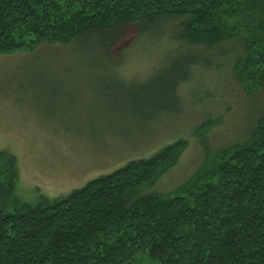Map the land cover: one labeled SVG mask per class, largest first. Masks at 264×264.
I'll return each mask as SVG.
<instances>
[{
	"label": "trees",
	"instance_id": "16d2710c",
	"mask_svg": "<svg viewBox=\"0 0 264 264\" xmlns=\"http://www.w3.org/2000/svg\"><path fill=\"white\" fill-rule=\"evenodd\" d=\"M244 5L243 0H0V55L80 42L92 33H100L110 49L124 25H136L141 35H161L167 18L177 17L178 47L201 46L231 60L233 76L245 87L237 70L260 65L252 76L259 90L264 45L254 40L260 53L253 58L250 42L242 46L229 23L243 14ZM227 43L232 48L223 50ZM200 63H187L171 81L172 91L191 82V69ZM222 66L229 70L224 64L215 68ZM208 125L210 119L198 129ZM244 136L170 193L142 191L179 161L186 139L68 195L54 200L43 195L37 204L15 196L17 158L0 150V264H134L143 255L152 264H264V116Z\"/></svg>",
	"mask_w": 264,
	"mask_h": 264
},
{
	"label": "rangeland",
	"instance_id": "374dc122",
	"mask_svg": "<svg viewBox=\"0 0 264 264\" xmlns=\"http://www.w3.org/2000/svg\"><path fill=\"white\" fill-rule=\"evenodd\" d=\"M243 2V14L229 23L255 58L257 44L264 45V0ZM167 19L161 35L122 26L110 49L92 33L80 42L0 55V150L17 158L16 197L54 200L186 139L179 161L142 191L170 193L214 165L217 151L246 140L264 116V87L252 80L260 65L237 70L245 87L231 60L201 46L178 47L181 18ZM196 59L202 65L191 69V82L172 91L171 81ZM223 64L229 70L215 68ZM134 264L152 262L143 255Z\"/></svg>",
	"mask_w": 264,
	"mask_h": 264
}]
</instances>
